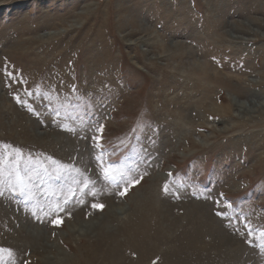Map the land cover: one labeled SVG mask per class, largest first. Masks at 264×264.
Masks as SVG:
<instances>
[{"label":"rangeland","instance_id":"obj_1","mask_svg":"<svg viewBox=\"0 0 264 264\" xmlns=\"http://www.w3.org/2000/svg\"><path fill=\"white\" fill-rule=\"evenodd\" d=\"M0 191V264H264V0H0Z\"/></svg>","mask_w":264,"mask_h":264},{"label":"bare ground","instance_id":"obj_2","mask_svg":"<svg viewBox=\"0 0 264 264\" xmlns=\"http://www.w3.org/2000/svg\"><path fill=\"white\" fill-rule=\"evenodd\" d=\"M239 26V25H238ZM198 67V66H197ZM237 92L238 91H235L234 92V94H235V96H237ZM240 92V91H239ZM239 95H240V93H239ZM236 100H238V99H236V97L233 99V101H234V105H235V107L238 109V111H240V112H245V113H247V114H253V113H255L256 111L258 112L261 108H260V105L258 104V103H256V102H254L255 100H252L251 101V103H250V105H248V107L246 106V104L244 103V102H237ZM178 115H180V114H178ZM244 118V117H243ZM188 131V130H187ZM102 200V199H101ZM103 200H105V199H103ZM109 200V199H108ZM109 203V202H108ZM110 206V205H109ZM202 206V205H201ZM110 208L108 207V209H107V211L109 210ZM112 209V208H111ZM195 210V209H194ZM204 210V209H203ZM198 211V210H197ZM198 213V212H197ZM76 215V214H75ZM109 215V214H108ZM113 215L115 216V213H113ZM9 216V215H8ZM13 217V216H12ZM78 217V216H77ZM10 219V218H9ZM19 219V218H18ZM107 219H108V217H107ZM113 219V218H112ZM115 219V218H114ZM210 219V218H209ZM27 220V219H26ZM100 221V220H99ZM109 222V221H108ZM99 224V223H98ZM71 225V229L73 230V231H75L76 230V225L75 226H73L72 224H70ZM105 225H106V223H105ZM105 225H98V227H97V225L96 224H92V223H86V224H84V228H85V230H83V232L84 231H88L89 233H90V231H97V232H99V233H102V236L105 238V239H107L104 235H106L105 233H107L106 232V230H105ZM27 228V227H26ZM79 229V228H78ZM77 229V230H78ZM91 229H93V230H91ZM220 229V228H219ZM1 230V229H0ZM80 230V229H79ZM78 230V231H79ZM36 231H38V233L37 234H35V235H30V234H28V238H29V240H28V243L30 244L31 243V248L33 249V250H35L36 249V247L37 246H41V243L42 244H44V242H42L45 238V235H44V233L42 232V231H40V230H38V228H37V230ZM1 232V231H0ZM32 232H34L33 230H32ZM6 233V232H5ZM4 233V234H5ZM82 233V232H81ZM98 233V234H99ZM2 234V233H1ZM0 234V235H1ZM86 234V233H85ZM97 234V235H98ZM15 236H16V234H14ZM109 235V234H108ZM6 236V235H5ZM85 236V235H84ZM88 236V235H87ZM102 236H100V238L102 237ZM12 237V236H11ZM20 237V236H19ZM18 237V238H19ZM103 237H102V239H103ZM109 238V237H108ZM15 239V238H14ZM101 239V240H102ZM108 243V242H107ZM109 246V245H108ZM13 247H14V245H13ZM24 247V246H23ZM27 248H29V246H26ZM19 249V248H18ZM25 250V249H24ZM23 250V251H24ZM27 251V250H26ZM118 254H119V252H118ZM85 262V261H84ZM50 263V262H49Z\"/></svg>","mask_w":264,"mask_h":264},{"label":"snow or ice","instance_id":"obj_3","mask_svg":"<svg viewBox=\"0 0 264 264\" xmlns=\"http://www.w3.org/2000/svg\"><path fill=\"white\" fill-rule=\"evenodd\" d=\"M7 76H8V78H9V82H12V73H7ZM16 83H22V82L19 81V80H17ZM26 95H28L29 97H31L33 94L30 93V92H28V93H26ZM17 102H18V103H22L24 106H27V105H28V101H21V99H20L19 96H17ZM27 110H28L29 112H32V111H33V109L30 108V107L27 108ZM97 131H98V133H102V132H103V125H101L100 128H99ZM92 139H94L97 143H99L100 136H99V135L94 136V137H92ZM104 175H105V178H106V179H109V177H108V175H107V172H105ZM16 179H17V183H18L19 187L22 189V191H21L20 194H21V195H26L27 193H26L25 191H23V189H25V188L27 187V182L24 181V180H22L19 176H17ZM56 179H59V176H57ZM139 182H140V181H139ZM139 182H138V183H139ZM15 186H16V185H13V187H15ZM165 190H166V189H165ZM29 191H30V190H29ZM126 191H127V188H125L124 191H122V194H125ZM0 195H3V192H2V191H0ZM74 195H75V193H73V196H74ZM67 202H68V201L66 200L65 203H67ZM91 206L93 207V209H98V210H102L103 207H104L103 204H94V205H91ZM214 214H215L216 216H218V217H221L222 219H225V218H226V217H225V213L222 212V211H216ZM61 223H62V220L59 219V218H57V219H55V220L53 221V224L56 225V226H59V224H61ZM249 236H251V233H249Z\"/></svg>","mask_w":264,"mask_h":264}]
</instances>
